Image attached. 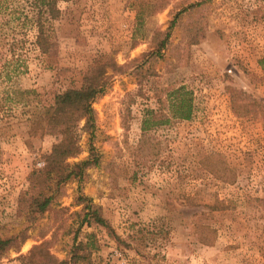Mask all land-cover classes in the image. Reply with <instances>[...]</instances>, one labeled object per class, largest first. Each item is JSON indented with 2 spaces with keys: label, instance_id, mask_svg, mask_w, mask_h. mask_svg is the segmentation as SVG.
<instances>
[{
  "label": "rangeland",
  "instance_id": "rangeland-1",
  "mask_svg": "<svg viewBox=\"0 0 264 264\" xmlns=\"http://www.w3.org/2000/svg\"><path fill=\"white\" fill-rule=\"evenodd\" d=\"M0 4V238H25L0 264H25L44 241L68 258L87 232L98 241L91 264H264V0H61L40 34L7 14L24 0ZM103 62L122 69L92 104L99 164L31 217L21 198L59 139L37 115ZM179 89L191 96L188 120L170 107ZM152 114L168 121L143 130ZM88 138L69 162L87 158ZM78 195L118 241L80 228Z\"/></svg>",
  "mask_w": 264,
  "mask_h": 264
},
{
  "label": "trees",
  "instance_id": "trees-1",
  "mask_svg": "<svg viewBox=\"0 0 264 264\" xmlns=\"http://www.w3.org/2000/svg\"><path fill=\"white\" fill-rule=\"evenodd\" d=\"M5 1V0H2ZM61 0H24L19 9H8L7 14L11 19L17 20V26L23 27L28 24L36 28V33H47L46 23L51 24L52 18L58 11V3ZM2 4V3H1ZM0 4V9L2 5ZM164 5H156V9H162ZM9 8V7H7ZM20 10V11H19ZM178 11L170 21L169 29L176 23ZM38 34L37 39L40 38ZM169 31L164 33L163 38L156 45L155 50L150 52V57L160 56L166 46ZM122 67L115 63H93L84 72L82 85L79 88H67L54 96V101L37 115V124L51 121L58 126L59 139L52 144L50 151L43 156L45 166L43 169L32 172L31 187L22 201L28 204L27 215L33 217L42 214L51 207L53 192L60 185L71 179L81 180L87 168L99 164V156L92 144L96 130V113L92 106L93 102L105 93L109 78L120 72ZM110 72V74H108ZM175 98L171 100L170 107L173 117L188 120L192 116V101L188 93L179 89L175 92ZM142 122V129L147 130L154 125L166 123L168 118L159 119L155 115L148 116ZM83 133L89 134V154L86 159L69 162L68 159L77 157L82 151L80 139ZM50 192V193H49ZM29 194V195H28ZM77 203L83 204L79 226L96 224L104 227L109 236L119 240L106 219L100 213V209L91 203L85 196L78 195ZM24 237L19 236L0 238V257L14 247H18ZM98 249V241L94 232H87L84 240L74 241L71 246L70 256L59 259L49 250L47 241L33 245L29 252L21 257L25 264H91V254Z\"/></svg>",
  "mask_w": 264,
  "mask_h": 264
},
{
  "label": "built area",
  "instance_id": "built-area-1",
  "mask_svg": "<svg viewBox=\"0 0 264 264\" xmlns=\"http://www.w3.org/2000/svg\"><path fill=\"white\" fill-rule=\"evenodd\" d=\"M115 252H118V251H115Z\"/></svg>",
  "mask_w": 264,
  "mask_h": 264
}]
</instances>
